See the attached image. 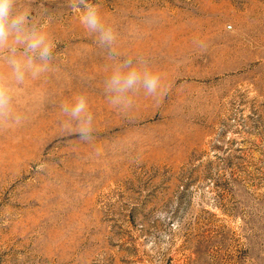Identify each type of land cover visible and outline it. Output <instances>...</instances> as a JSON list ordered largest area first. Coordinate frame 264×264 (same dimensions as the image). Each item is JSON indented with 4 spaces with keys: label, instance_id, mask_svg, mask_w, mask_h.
I'll use <instances>...</instances> for the list:
<instances>
[{
    "label": "rangeland",
    "instance_id": "obj_1",
    "mask_svg": "<svg viewBox=\"0 0 264 264\" xmlns=\"http://www.w3.org/2000/svg\"><path fill=\"white\" fill-rule=\"evenodd\" d=\"M89 2L111 49L72 0H18L55 49L0 124V264H264V0ZM128 58L164 91L122 111L105 84ZM78 94L90 141L63 127Z\"/></svg>",
    "mask_w": 264,
    "mask_h": 264
},
{
    "label": "clouds",
    "instance_id": "obj_2",
    "mask_svg": "<svg viewBox=\"0 0 264 264\" xmlns=\"http://www.w3.org/2000/svg\"><path fill=\"white\" fill-rule=\"evenodd\" d=\"M74 11H81V23L90 33L97 35L101 46H111L116 41L114 27L107 23L100 5L89 0H72ZM55 43L45 26L34 18L28 7L18 5V0H0V60L8 73L0 72V124H20L22 117L14 111L15 90L23 85L27 77L37 79L50 70ZM134 66L131 58L114 65L106 80L105 90L109 103L122 111L133 106L131 94L143 89L147 95L163 93L161 76L148 69L145 62L137 60ZM67 119L63 122L66 131H75L83 141H90L93 133V113L86 94L73 97L71 103L61 105Z\"/></svg>",
    "mask_w": 264,
    "mask_h": 264
}]
</instances>
